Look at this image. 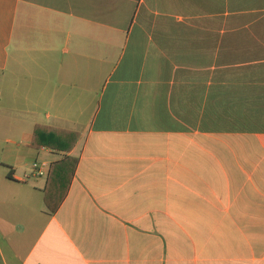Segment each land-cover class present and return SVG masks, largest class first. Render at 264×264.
Masks as SVG:
<instances>
[{
	"label": "crops",
	"instance_id": "0c3cea01",
	"mask_svg": "<svg viewBox=\"0 0 264 264\" xmlns=\"http://www.w3.org/2000/svg\"><path fill=\"white\" fill-rule=\"evenodd\" d=\"M0 264H264V0H0Z\"/></svg>",
	"mask_w": 264,
	"mask_h": 264
},
{
	"label": "trees",
	"instance_id": "16d2710c",
	"mask_svg": "<svg viewBox=\"0 0 264 264\" xmlns=\"http://www.w3.org/2000/svg\"><path fill=\"white\" fill-rule=\"evenodd\" d=\"M51 131H56V129H53V128H50L44 125H37L34 131L32 147L36 149H39L41 147H48L54 150H61L64 152H70L74 148L77 138H78V134L75 132L62 131L66 135H69L67 136V139H68L67 146L55 145L48 140H44V138L41 139L42 141L39 140L40 137H42L45 134L50 133ZM47 136L49 138V135ZM76 165H77V160L71 157H66L64 158L63 161L53 164L52 169H51L52 176H53V173H55V171H59V172H58L57 180L51 179V176H50L49 181H48V186L46 188V196H45L46 206L52 212L57 211L62 201L64 200L66 192L70 185L72 176L75 172ZM60 189L62 190L60 198L57 200H53V198H51L52 197L51 192L56 191V190L59 191Z\"/></svg>",
	"mask_w": 264,
	"mask_h": 264
},
{
	"label": "built area",
	"instance_id": "2783aa9c",
	"mask_svg": "<svg viewBox=\"0 0 264 264\" xmlns=\"http://www.w3.org/2000/svg\"><path fill=\"white\" fill-rule=\"evenodd\" d=\"M35 166L37 167V164Z\"/></svg>",
	"mask_w": 264,
	"mask_h": 264
}]
</instances>
